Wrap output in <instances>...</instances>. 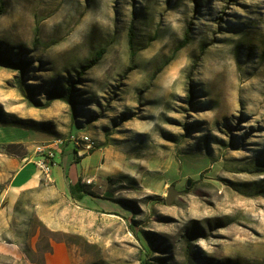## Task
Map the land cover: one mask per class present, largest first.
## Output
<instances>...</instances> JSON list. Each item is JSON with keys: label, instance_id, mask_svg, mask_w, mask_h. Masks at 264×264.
I'll use <instances>...</instances> for the list:
<instances>
[{"label": "rangeland", "instance_id": "obj_1", "mask_svg": "<svg viewBox=\"0 0 264 264\" xmlns=\"http://www.w3.org/2000/svg\"><path fill=\"white\" fill-rule=\"evenodd\" d=\"M0 7V53L26 64L22 76L0 66V124L56 149H83L87 136L103 155L99 175L80 178L87 202L50 183L25 198L36 210L11 237L36 236L34 264L52 241L73 264H264V0ZM71 85L73 107L33 102Z\"/></svg>", "mask_w": 264, "mask_h": 264}, {"label": "crops", "instance_id": "obj_2", "mask_svg": "<svg viewBox=\"0 0 264 264\" xmlns=\"http://www.w3.org/2000/svg\"><path fill=\"white\" fill-rule=\"evenodd\" d=\"M34 138L29 130L0 124V185L3 186L0 190V264H34L31 254L38 252L35 235L29 241H19L11 237H16L12 229L14 224L20 219H26L36 210L37 205L30 204L25 198L49 185L35 165L40 155L35 152L38 144H35ZM71 150L69 145L57 147L56 161L60 162L57 164L59 171L55 177L51 176L52 183L49 186L67 194L74 201L87 202V197L78 199L71 191L80 178L90 181L92 179L88 178L99 175L98 166L103 155L100 149L91 153L78 150L77 156V149ZM88 161L92 165V174L86 177L85 170L80 171L77 165ZM24 223L22 226L26 232L28 223ZM73 260L71 250L64 241H52L43 252L42 263L73 264Z\"/></svg>", "mask_w": 264, "mask_h": 264}, {"label": "trees", "instance_id": "obj_3", "mask_svg": "<svg viewBox=\"0 0 264 264\" xmlns=\"http://www.w3.org/2000/svg\"><path fill=\"white\" fill-rule=\"evenodd\" d=\"M2 13H3V8L0 7V15ZM133 38H134L133 30H130V34H129V44L130 45H132V43H133ZM189 40H190V35H189V33H186L184 39H182V41L180 42V44L176 48L174 54H176L181 49H183L188 44ZM102 54H103V52H98L96 54L95 59L92 60V62L90 64H88L85 67V69L86 68L90 69L91 67L96 65L97 61L100 59ZM174 54H173V56H174ZM0 66H3V68H8V69L17 71V72H19L20 76H22L24 74V70L26 69V64L24 62L13 61L12 59L4 56L2 53H0ZM18 84H19V86H18L19 91L21 93H25L23 90L24 84L20 79L18 80ZM73 88H75V85H71L69 88H67V90H66L67 93H64L62 91H51L49 94V100L45 104H42L41 102H36V100H34L33 102L35 103L36 106L48 107L55 100H62V101L69 103L70 106L73 107L74 106V102H73V98H72ZM12 125L18 126V125H14V124H12ZM18 127L24 128L23 126H18ZM75 153L77 154V150H75ZM71 192H72L73 196H75V195L77 196V194H80L79 196H77L78 199L82 198L83 194L85 196L91 195V192L87 189V186H85V184L82 183L81 179L78 180V183L76 184L75 188ZM144 264H149V263H147L145 261Z\"/></svg>", "mask_w": 264, "mask_h": 264}, {"label": "built area", "instance_id": "obj_4", "mask_svg": "<svg viewBox=\"0 0 264 264\" xmlns=\"http://www.w3.org/2000/svg\"><path fill=\"white\" fill-rule=\"evenodd\" d=\"M56 148H54V145H37L35 148V152L40 155L38 160L35 162L36 167L40 172H46L47 173V183H52L51 181V173H52V167L56 164ZM81 151H85L86 153H89L94 150L92 139L89 137H84V148L80 149ZM87 184H90L91 182L87 180Z\"/></svg>", "mask_w": 264, "mask_h": 264}, {"label": "water", "instance_id": "obj_5", "mask_svg": "<svg viewBox=\"0 0 264 264\" xmlns=\"http://www.w3.org/2000/svg\"><path fill=\"white\" fill-rule=\"evenodd\" d=\"M187 185H189V186L191 185V181L189 179L187 180ZM174 194H175L174 191H171L170 194H168V198H167V203L168 204H172V201H173V198H174ZM104 197L111 198L112 195L110 193L106 192L104 194Z\"/></svg>", "mask_w": 264, "mask_h": 264}, {"label": "bare ground", "instance_id": "obj_6", "mask_svg": "<svg viewBox=\"0 0 264 264\" xmlns=\"http://www.w3.org/2000/svg\"><path fill=\"white\" fill-rule=\"evenodd\" d=\"M236 126H237V125H236ZM41 175H42L45 179H47V173H46V172H42Z\"/></svg>", "mask_w": 264, "mask_h": 264}]
</instances>
